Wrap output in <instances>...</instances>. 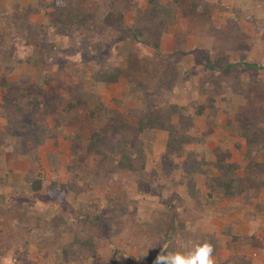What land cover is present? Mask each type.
<instances>
[{"label": "rangeland", "instance_id": "1", "mask_svg": "<svg viewBox=\"0 0 264 264\" xmlns=\"http://www.w3.org/2000/svg\"><path fill=\"white\" fill-rule=\"evenodd\" d=\"M15 1L0 0V80L16 87L0 86V264L8 259L13 264H56L55 257L69 244L76 253L89 252L86 257L92 262L87 264H125L123 253L131 264H153L163 242L169 252H187L198 234L218 237L214 264H264V143L254 145L239 136L235 117L246 114L264 126V0H162L184 12L169 20L149 13L150 5L141 0H67L72 13L89 19L60 31L48 26L46 0L34 1L39 13L26 24L15 19ZM200 7L201 16L194 11ZM235 10L243 17L233 24ZM135 28L142 34L139 42L133 39ZM222 56L227 58L219 61ZM244 63L259 64L260 71H249ZM227 65L231 68L223 71ZM104 67L121 68L123 75L111 84L94 82ZM40 79L62 92L52 93ZM35 83L47 102L28 110L26 101L16 97L23 86ZM105 112L117 114L115 124L123 123L124 133L146 116L173 124L177 130L171 149L180 147L182 158L170 159L169 135L152 130L149 136H138L144 141L139 151L148 144L150 152L130 157L134 171L120 170L114 159L125 148H117L118 134L113 135ZM43 115L46 125L56 122L52 136L45 131ZM10 125L26 135L24 149L31 153L19 156L5 177V144L16 142L6 132ZM102 129H107L104 141H94ZM217 149L229 166L228 178L237 181L234 185L208 166L216 160ZM72 152L80 167L75 169L73 162L71 173L66 161ZM189 153L199 162L193 181L201 190V206L191 203L185 181L160 193L156 188L162 184L153 186L149 176L156 170L160 182L171 187L170 177L178 171L168 173L170 162L185 165ZM34 161H39L38 172L32 170ZM204 171L218 176L221 191L205 189ZM30 172L55 180L54 188L40 191L44 200L31 190L26 180ZM137 176L149 181L136 184ZM169 193L176 194L171 208L160 200ZM89 241L91 245L82 244ZM251 242L255 248L249 247ZM17 248L28 249L18 262Z\"/></svg>", "mask_w": 264, "mask_h": 264}, {"label": "trees", "instance_id": "2", "mask_svg": "<svg viewBox=\"0 0 264 264\" xmlns=\"http://www.w3.org/2000/svg\"><path fill=\"white\" fill-rule=\"evenodd\" d=\"M34 1H36V0H29L25 4L23 2H20L19 0L15 1L14 5H13V8L16 10V12L14 14L15 19L19 20L21 24L22 23L23 24L28 23L30 16L39 13L38 7H37V5H35ZM66 1L67 0H51L49 3L46 0V2L45 1L43 2L44 3L43 9L48 16V19H47L48 26L56 29L57 31H60V30L67 28L68 25H70V26L79 25L81 23H84L85 20L89 19V18L83 17V16L79 17L75 12H73L74 13L73 14L72 13L73 9H71L68 6ZM195 1H197V0H194V2ZM141 3L142 4L147 3L148 5H150V8L148 9L149 13L161 14L162 16L166 17L168 20L171 18H174V17L180 18L181 16L184 15V12L182 9H180L179 7H176L175 5L174 6L163 5L162 0H141ZM2 10L3 9L0 7V12H2ZM194 11L196 13H199V15L201 16V14L204 13V7L196 8V9H194ZM232 15H233V19H232L233 24L236 22L235 20H240V18L243 17L241 13L237 14L236 10L232 11ZM113 23L114 24L116 23V25L119 26L118 25L119 23H117L115 21ZM111 24H112V22H111ZM132 31H133V39L136 42H139L137 39H139L138 35H142L141 32L137 28H135ZM144 44H146V43H144ZM153 48L157 49V46L155 45V46H153ZM225 57L222 56L221 58H219V61H222V60L227 58V57L226 58ZM243 65L249 71L257 70V72H259L260 68H261V66L259 64L244 63ZM229 67L231 68L230 65L229 66L227 65L222 70L223 71L228 70V69H230ZM235 68H236V70H240L237 67H235ZM122 75H123V70L121 68H114V67L105 68L104 67V68H101L100 70L97 71V73L93 79H94V82L102 81V82H105L106 84H111V83L117 82L122 77ZM50 82L51 81H49L47 79H45V80L40 79L39 84L42 83L43 85H45L47 83V85L51 89L52 93L62 92V89L59 86L55 87L53 85H50ZM0 86L2 88H7V89L11 88L12 90H14L16 88V87H12L11 83L7 82V80H5V78L0 80ZM17 90L18 89H16V91ZM21 91L22 92L20 93V95L17 96L16 98L19 97L17 100L21 99L23 101H26L25 107L28 106V110H31V108L34 109L35 107L41 108L44 106V103L47 102V98H45L44 96L43 97L41 96V94L45 93V92H42L41 94L37 93L39 91V88H38L36 83L23 86ZM16 98L12 97L11 100L16 101ZM17 111L19 113L22 112V114L26 113V109L21 111V108H18ZM93 111H94V109L91 110L92 113H90V114H93ZM50 114H51V112L48 113V115H50ZM213 114L216 116L217 113L214 111ZM45 116L46 115L42 116L43 119L41 118L42 119L41 121L45 125L44 126L45 131H47V133H50V136H52L55 134L54 130L56 127V122H55V125H53V126L46 125L45 122H48V120L45 119ZM104 116H105V120H107V122H109L110 125L114 128L113 135H116V134L119 135V138H118V135H116L117 138L115 137V139H117V143H118L117 148H120L119 150H122L125 148V152H122L121 154L119 152H117L116 153V159H114L116 164H117V167L120 170L134 171L135 166L132 163L130 157L132 155H134L135 152L138 154V156H142V157H144L143 156L144 154H147L150 152L151 149H150V146L148 144H147L146 148L144 149V151H139L140 150L139 146L144 145V143H143L144 141L142 139H139L138 136L139 135L149 136V134H151V132L153 133L152 130L164 131V132H167V134L169 135V141L167 143L168 145L166 146V148H167V153L172 157L170 159L179 160L182 158V151H180V149H179L180 147H176V148L171 149V145H172L171 142H175V139L172 136H173V133H175L177 130L176 126H174L173 124H165L162 119L160 120L157 118V116H154V115L146 116L144 119H139L138 126L133 128L132 131H130L129 133H124V132H126L124 124L123 123H121L123 125H121V124L116 125L115 124V122H116L115 118L117 117V114L115 112H111V113L105 112ZM235 117H236L237 122H238L237 123V127H238L237 132H238L239 136L245 137V140L247 139L248 141H250L254 145L259 146L260 143L261 144L264 143V126L263 127L258 126V121L256 119H253L252 117H251L252 120L249 119L246 114L244 115V114L238 113ZM210 118L212 121V118H215V117H210ZM166 120L168 121L169 118H166ZM18 125L19 124H17L16 126H18ZM21 125H23V122L21 123ZM57 125L59 126L60 124H57ZM22 127H23V129L26 130L28 128V125L22 126ZM190 129H191V127H190ZM106 130L107 129H102L99 134H96L97 139H95L94 141H97V140H98V142L104 141L102 133L103 132L105 133ZM121 130H122L123 134L120 133ZM6 132H8L10 138H12L16 142H15V144H5V153H6L5 162L8 164L7 169L5 171V174H4L5 177H7L6 175L7 174L9 175V173L12 171V169L14 168V165L16 163V160L19 156L21 157V156H25V155H28L31 153V151H28L29 149L27 151L24 149V142L23 141L27 138L26 135H24V136L18 135L17 131L14 130L11 127V125L6 129ZM32 137H34V139L37 140V142H39L41 140V137H37V134H34ZM17 141H19L21 143L19 146L16 147V145L18 143ZM45 141H49V140L45 139ZM88 144L89 145L87 146L88 147L87 152H90V148L93 145V141L89 142ZM123 146H124V148H123ZM126 146H128L130 149L137 150V151H127L129 148ZM220 151H221L220 149L216 150V153H217V156L215 154L216 160L213 162H210L208 164V166L213 168L212 169L213 172L214 171L216 172L219 170L224 176H227V177H223V179L225 181H228L229 186H231L232 184L234 185L237 181L234 182L233 176H231V179L228 178L227 171H226L227 165L224 163V161H223L224 159L221 157V154L219 153ZM71 154H72V158H71L72 160L68 159L66 161L67 167L66 166L65 167L68 171L71 170V173H72V172H74V169L72 170L70 166L73 164V162H74V166H75L74 168L75 169H79L80 166L77 163V161L75 160L76 159L75 158L76 153L72 152ZM88 154H90V153H88ZM227 154L230 157V153L227 152ZM51 159H52V162H54L55 158L51 157ZM185 160H186L185 165H183V163H182L180 166H179V164L175 165V164H172V162H170L171 167L168 169V173H170L173 170L178 171V174L170 177L173 180V183L171 182V184H172L171 187L168 186L167 184H165L163 181L160 182V180H159L160 178L158 177L156 170H153V172H150L149 176L151 174L150 178L152 179V181L154 183L153 186L156 187V186H158L159 183L162 184V186H159L156 188L159 190L160 193H162L164 191L170 192V189H172L173 187L175 189L178 188L179 183L185 181L184 186L187 188V190H189L187 196L189 197V199H191V203L193 205L201 206V203H200L201 202L200 198L202 196L201 190H200V187H198V186L196 187L194 185V181H193V179H194L193 174L198 173V170L195 169V166L199 167V162H198L197 157L194 153L187 154ZM125 162H127V165H125ZM187 163H190V165H192L193 170H190ZM32 164L34 166V168L32 170L35 169L34 172H36V171L38 172L40 169L39 161H34V162H32ZM228 167L229 166H227V168ZM234 167L235 166H233V168ZM230 168H231V172H232L233 169H232V167H230ZM34 172L28 173V175L26 176V180L29 183L31 190L34 193H37V197H41L44 200L46 198V196L41 194L40 191L50 190V189L54 188L53 184L55 183V180H49V181L44 180L41 176H35ZM185 173L189 174L188 178H186V176L184 175ZM231 174H233V173H231ZM200 175H201V179L204 180L203 185H204L206 190H209L210 192L221 191V189H222L221 188V181L219 180L218 176H215V175L209 176V175H207V173H205V171H204V173L201 172ZM219 176H220V174H219ZM6 180H9V179L6 178ZM168 180H170V179L168 178ZM135 181H137L136 184L146 185L147 184L146 182L149 181V178H147L146 176H142L140 179L137 176V177H135ZM11 182H13V181H11V180L8 181V183H11ZM210 192H208L207 194L210 195ZM174 195H176V194L169 193L168 196H165V197H163V199H160V200H163V202H165L166 205H168V207L171 208L172 206H174V202L172 201V198ZM159 196L161 198V194H159ZM227 196L231 197V196H233V193L229 192V195H227ZM1 200H3V198H1ZM204 204H206V202H204ZM133 226L134 225H131L130 229H132ZM136 226H138V224H136ZM231 229L229 231H232ZM129 231H127V232H129ZM221 233H223V230H221ZM226 234H228V233L226 232ZM150 235H152V234H150ZM140 237H143V233ZM194 237L197 239L196 243H202V242L209 243L213 248L212 255H214L219 250V245H218L219 239H218V237H215V234H211L208 237V239H204L203 234H202V236H199V234H198L197 236H194ZM74 238L78 242H80V239L78 236H76ZM192 238H193V236H192ZM165 243L166 242H163L161 244V248L163 250H165L166 252H169L167 250V247H166L168 243H166V244ZM82 244L91 245V242L90 241L84 242ZM192 247H193V245H192ZM192 247L186 246L187 251H189ZM249 247L255 248L256 244L254 242H251V244L249 243ZM27 250H28L27 248H23V252H22V250H19L17 248L16 253H18L19 256L17 257L16 262L20 261V259L23 256H25V253ZM87 253H89V252L85 251V250L81 251L80 253H76L73 249H70V244H69L67 249L65 251H63L61 255L55 257V263L56 264H63V263H65L64 261H67V264H69V262L72 264H87V263L92 262L88 259V257H86ZM218 255L216 257L217 261H219ZM155 256H157V255H155ZM155 256H153V257H155ZM123 262L125 264H131L130 261L128 260L127 256H126V253H123ZM234 263L235 264H249L250 262H248L246 260L245 261L235 260ZM112 264H120V263L116 262V260H115V261H112ZM221 264H225V263H221Z\"/></svg>", "mask_w": 264, "mask_h": 264}, {"label": "clouds", "instance_id": "3", "mask_svg": "<svg viewBox=\"0 0 264 264\" xmlns=\"http://www.w3.org/2000/svg\"><path fill=\"white\" fill-rule=\"evenodd\" d=\"M212 253L213 248L207 242L196 243L187 252H166L162 249L153 264H214ZM5 264H13L12 259Z\"/></svg>", "mask_w": 264, "mask_h": 264}]
</instances>
